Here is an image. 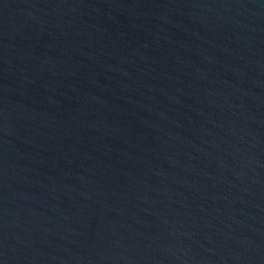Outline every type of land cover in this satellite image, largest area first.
<instances>
[{
  "label": "water",
  "instance_id": "1",
  "mask_svg": "<svg viewBox=\"0 0 264 264\" xmlns=\"http://www.w3.org/2000/svg\"><path fill=\"white\" fill-rule=\"evenodd\" d=\"M0 264H264V0H0Z\"/></svg>",
  "mask_w": 264,
  "mask_h": 264
}]
</instances>
